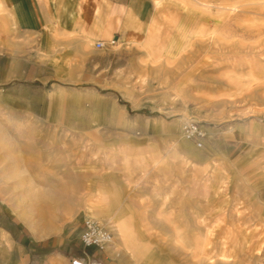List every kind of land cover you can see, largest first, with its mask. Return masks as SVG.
Returning <instances> with one entry per match:
<instances>
[{"label":"rangeland","instance_id":"374dc122","mask_svg":"<svg viewBox=\"0 0 264 264\" xmlns=\"http://www.w3.org/2000/svg\"><path fill=\"white\" fill-rule=\"evenodd\" d=\"M151 1L109 69L58 53L32 79L34 38L0 34V223L95 218L114 238L97 264H264V0Z\"/></svg>","mask_w":264,"mask_h":264},{"label":"crops","instance_id":"0c3cea01","mask_svg":"<svg viewBox=\"0 0 264 264\" xmlns=\"http://www.w3.org/2000/svg\"><path fill=\"white\" fill-rule=\"evenodd\" d=\"M154 11L151 0H0V34L28 55L36 42L23 71L32 79L58 53L62 58L73 54L91 67H96V54L102 55L109 69L123 53L138 48L134 41L148 32ZM19 227L15 220L0 223V264H73L74 259L97 264V250L88 248V259L74 229L38 238ZM103 256L97 260L108 264Z\"/></svg>","mask_w":264,"mask_h":264},{"label":"built area","instance_id":"2783aa9c","mask_svg":"<svg viewBox=\"0 0 264 264\" xmlns=\"http://www.w3.org/2000/svg\"><path fill=\"white\" fill-rule=\"evenodd\" d=\"M97 46L104 47V43L98 42ZM183 133L188 139L194 140L198 147L203 146L206 131L198 122L186 121L183 125ZM80 240L84 247L85 256L90 259L91 256L88 252V248L93 247L99 251H106V249L113 244L114 238L112 232L104 223L85 215L82 221ZM73 264L88 263H83L78 259H74ZM98 264H101V262Z\"/></svg>","mask_w":264,"mask_h":264}]
</instances>
